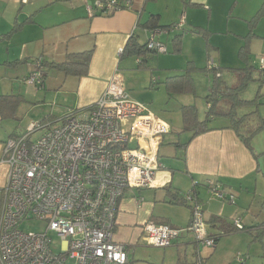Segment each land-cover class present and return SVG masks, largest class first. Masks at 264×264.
<instances>
[{"label": "crops", "instance_id": "crops-1", "mask_svg": "<svg viewBox=\"0 0 264 264\" xmlns=\"http://www.w3.org/2000/svg\"><path fill=\"white\" fill-rule=\"evenodd\" d=\"M96 1L0 0V95L24 98L18 112L20 121L2 120L0 116V210L8 175V167L3 162L4 145L15 134L24 132L22 127L28 107L30 112L47 109L41 122L56 126L70 112L83 114L93 107L114 73L119 71L132 99L145 104L150 112L171 126V133L164 137L159 153L168 143L169 155H175L173 164H164L159 156L161 168L156 175L155 187L130 190L120 203L115 240L127 246L129 261L131 250L134 256L143 240L145 224L153 222L178 230L188 227L192 218L191 206L173 204L170 195L183 199L193 190L202 204L210 235L224 228L232 231L233 219L241 218L246 230L226 236L244 233L242 237L250 244L251 239L245 233L252 231L254 227L250 225L255 226L258 220L248 209L251 199L248 194L253 189L257 192L261 178L264 180L255 151L229 128L231 122L222 116L212 117L207 125L209 131L191 141L193 132H185L183 108L195 107L200 121L205 120L200 117L201 108L197 105L198 99L201 100L196 83L199 71L192 74L195 93L170 96L164 83L169 78L184 75L189 64L202 70L207 68V62L213 61L217 68L234 69L241 67L243 51L262 57L264 43H258V39L264 40V13L252 35H249V23L263 9L264 0H132L129 10L109 16H90L89 9L96 13ZM152 16L159 17L160 27L177 25L185 16V31L160 36L168 53L148 55L147 67H141L142 60L138 58L121 59L120 51L132 36L141 46L147 44L151 30L145 25ZM177 36H182L180 54L174 53ZM245 37L247 41H243ZM90 50L94 53L86 77L66 76L49 67L50 63H65L71 55ZM40 59L47 67L43 85L37 89L28 85L27 77L35 61ZM254 59L257 64V58ZM208 89L205 100L211 94L212 79ZM205 107L206 118L210 108L207 101ZM221 109L228 107L222 105ZM220 119V124H210ZM181 133H190L187 144L191 142L179 156L176 150L181 137L174 134ZM167 138L170 139L168 142ZM167 165L171 168H165ZM212 182L231 190L237 196L236 204L211 197L208 186ZM226 236L210 249L199 245L192 233L181 232L173 249L165 254V263L169 260L168 264H197L202 257L205 263L217 264L214 258L222 256ZM231 240L234 244L241 242L235 237ZM237 257L236 264H240ZM242 257L244 264H256L248 263L249 256Z\"/></svg>", "mask_w": 264, "mask_h": 264}, {"label": "built area", "instance_id": "built-area-1", "mask_svg": "<svg viewBox=\"0 0 264 264\" xmlns=\"http://www.w3.org/2000/svg\"><path fill=\"white\" fill-rule=\"evenodd\" d=\"M131 8L132 0L96 1V13L102 16ZM96 13L89 9L90 16ZM184 27L182 16L174 31ZM169 33L150 31L147 50L167 54L159 37ZM260 61L264 73V58ZM44 79L40 59L27 83L38 89ZM42 130L41 137L31 140ZM170 133L168 123L132 99L116 71L87 112H70L56 126L32 123L26 133L9 139L3 149L8 175L0 210V264H132L127 246L115 240L119 206L128 191L155 187L159 148ZM208 191L214 199L236 204L237 196L218 183H210ZM184 199L192 210L188 227L178 230L149 222L143 226L144 242L165 249L181 232H189L199 245L214 249L217 238L246 230L237 218L232 231L224 228L210 235L194 191ZM31 221L44 222L45 229L23 231L22 225ZM237 261L245 263L241 255ZM197 264H205V259L200 257Z\"/></svg>", "mask_w": 264, "mask_h": 264}, {"label": "rangeland", "instance_id": "rangeland-1", "mask_svg": "<svg viewBox=\"0 0 264 264\" xmlns=\"http://www.w3.org/2000/svg\"><path fill=\"white\" fill-rule=\"evenodd\" d=\"M253 21V20H252ZM250 22L249 23V35L254 34L253 32H256L258 29L259 21L256 22ZM180 22V21H179ZM173 32H181L180 30H175ZM243 41H247L246 37L243 38ZM258 43H264V40H259ZM263 45V44H262ZM245 52V51H243ZM233 55V54H232ZM153 57L155 55H152ZM157 56V55H156ZM264 56V55H263ZM262 56V57H263ZM240 57V56H239ZM260 54H254L253 52H245V55L243 58H241V67H233L234 69H227L222 67V73H223V79L221 81L222 85L228 84V86H235L238 80L241 78V76L238 75V73L245 74L246 69H250L251 67L255 68L253 70V78L254 81L249 82L248 87L246 90L242 93L241 98L246 101H252L257 98L259 95V102L255 105H251L246 108H242L238 111L239 116H244L251 114L253 112H256L255 115H252L248 121L244 123L239 129L241 135L248 140L249 146L252 148L253 151H255L256 156L260 162L261 166V173L264 176V90L261 83V75L260 71L257 69V65L260 64ZM257 58V64H255V59ZM264 58V57H263ZM211 60H213L211 58ZM210 63H206L205 67L209 66ZM260 66V65H259ZM215 67L217 68L218 65L215 64ZM237 68H243V69H237ZM239 70V71H236ZM196 79L198 83V89H199V97H201L197 101V105L200 110V117L205 119V106H206V100L205 97L209 94V81L211 79L213 80V75L210 77L209 74H206L204 72L196 73ZM39 89V88H38ZM201 105V107H200ZM30 109V107H28ZM29 109H27L26 117H25V124L22 127L24 133L27 132L28 126L30 123H40L42 119L46 117V111L47 109L41 108L40 111H32L30 112ZM49 109V108H48ZM230 121V120H229ZM221 123V119L215 123H210L212 126H216ZM45 130H42L38 132L35 135H32L31 140L35 141L39 137H41L44 134ZM253 135V137H251ZM176 137H181L179 148L176 150L177 155L182 156L185 145L187 144L191 134L190 133H181V134H174ZM170 140L169 138L166 139ZM168 142V141H167ZM166 146H162L159 156L160 160L164 162V164H173L175 162L174 159V153L169 155L168 153V147L169 144H165ZM166 166V165H165ZM168 166V165H167ZM165 168H171L170 166ZM173 168V167H172ZM174 170V169H173ZM172 173H176L175 171H172ZM256 194V195H255ZM250 201L248 205V209L251 212L252 216H255L256 220H258V223H255L254 229L250 232H246L245 234L249 235L251 239V243L249 244L247 238H244V233H236L229 237H224L223 241L225 244L224 252L222 256H216L214 258V263L217 260V264H236V257L239 254H243L242 256H249L250 260L249 262H255L256 264H264V180L261 178L260 185L257 189V192L255 189L251 192ZM237 201V200H236ZM22 230L25 232H41L45 229L44 222H37V221H31L27 222L22 225ZM262 233V234H261ZM231 237H235V239H240L241 242L234 244L232 243ZM57 243H59V240H55ZM251 246V249H250ZM246 248L245 250H243ZM172 246L168 248H156L153 246L148 245L143 240L141 241L139 247L135 250V254L133 256V250H131V262L133 264H168L169 260L165 263V254L172 250ZM205 264H211L209 261H207Z\"/></svg>", "mask_w": 264, "mask_h": 264}, {"label": "trees", "instance_id": "trees-1", "mask_svg": "<svg viewBox=\"0 0 264 264\" xmlns=\"http://www.w3.org/2000/svg\"><path fill=\"white\" fill-rule=\"evenodd\" d=\"M264 13V7L261 10V12L257 15V17L252 21L256 22L257 20H260V18L263 16ZM95 16H102L101 13H96ZM159 17L152 16L148 23L145 25L146 28L149 30L154 29H166L169 30L170 33L174 31L175 25L169 26V27H160L158 24ZM185 31V29L180 30ZM169 33V34H170ZM11 35V34H10ZM9 35V36H10ZM182 51V36H177L174 39V53L180 54ZM94 51L90 50L85 53L77 54V55H71L69 60L65 63H50L49 67L51 69L57 70L66 76L74 75L77 77H86L89 74V63L92 59ZM148 55H157L155 53H151L147 50L146 45L141 46L138 43V39L135 36H132L125 48L123 49V53L121 55V59L124 58H138L141 59V67H147V57ZM245 55V52H241V58H243ZM41 65L45 71V68L47 65L41 59ZM255 68L251 67L249 70L246 69L245 74L238 73L241 78L238 80L237 84L233 87H223L221 81H222V69L216 68L215 64H213L211 67L208 66L205 69L199 70L196 69L193 64H189L187 70L185 71V74L178 77H173L167 79V81L164 83L166 86V89L170 96H173L175 94H189V93H195V86H194V80L192 78L193 72L199 71L204 72L209 75H213L212 80V89L211 94L206 98L207 103L210 104V108L207 112L206 118L204 121H200L197 110L195 107H184L183 108V119H184V125H185V132L186 131H192L193 136L191 138V141L199 136L200 134L209 131L207 128V125L209 123V120L212 117L215 116H222L225 118H228L231 122L230 129L235 130L239 138L247 144L248 140L244 138L239 129L248 119L255 115L256 112H253L248 115L239 116L238 111L242 108L249 107L251 105H255L259 102V95L256 99L252 101H246L241 98L242 93L246 90L248 87L249 82L254 81L253 78V70ZM239 71V70H236ZM261 75L263 74V77L261 78L262 87L264 86V73L262 71ZM24 98L20 95H0V116L2 120H8V119H15L17 121H20V118L18 117V112L20 106L23 104ZM222 105H226L228 107L227 110L221 109ZM45 123V122H42ZM19 134H15L11 138H17ZM253 137V135H251ZM10 138V139H11ZM190 141V142H191ZM185 145L187 146L190 144ZM194 191V190H193ZM187 195V194H186ZM194 195L197 197L195 191ZM171 196V202L173 204H187L186 200L184 199H178L175 197V195ZM198 198V197H197ZM216 223V222H215ZM262 234V233H261ZM226 236V235H225ZM219 237L216 239V245L219 241Z\"/></svg>", "mask_w": 264, "mask_h": 264}]
</instances>
